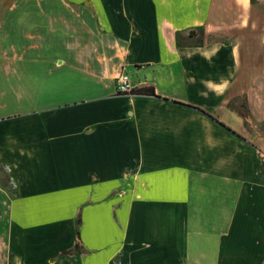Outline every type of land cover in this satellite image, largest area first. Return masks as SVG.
Returning <instances> with one entry per match:
<instances>
[{
  "label": "crops",
  "instance_id": "obj_1",
  "mask_svg": "<svg viewBox=\"0 0 264 264\" xmlns=\"http://www.w3.org/2000/svg\"><path fill=\"white\" fill-rule=\"evenodd\" d=\"M251 13L0 0L4 264H264V151L229 108L264 70L243 81ZM120 72L155 96L118 95Z\"/></svg>",
  "mask_w": 264,
  "mask_h": 264
},
{
  "label": "rangeland",
  "instance_id": "obj_2",
  "mask_svg": "<svg viewBox=\"0 0 264 264\" xmlns=\"http://www.w3.org/2000/svg\"><path fill=\"white\" fill-rule=\"evenodd\" d=\"M251 10L249 23L245 25V20H243L239 60L242 65V73L246 74L243 81L248 84H255L256 75L264 68V0H252ZM3 15L4 9L2 5L1 16ZM262 71V74L258 75L259 82L252 88L244 87L243 90L248 91L247 95L242 94L235 98L230 103L229 108L234 110L242 119V124L239 128L242 136L238 133L237 135L243 141H247L264 151V70ZM249 104L253 115H250ZM263 156L264 152H262V158L264 159ZM3 254L0 241V264H4Z\"/></svg>",
  "mask_w": 264,
  "mask_h": 264
},
{
  "label": "built area",
  "instance_id": "obj_3",
  "mask_svg": "<svg viewBox=\"0 0 264 264\" xmlns=\"http://www.w3.org/2000/svg\"><path fill=\"white\" fill-rule=\"evenodd\" d=\"M115 89L116 93L121 96H134L132 93L136 90L128 75L124 72H120L116 76Z\"/></svg>",
  "mask_w": 264,
  "mask_h": 264
},
{
  "label": "trees",
  "instance_id": "obj_4",
  "mask_svg": "<svg viewBox=\"0 0 264 264\" xmlns=\"http://www.w3.org/2000/svg\"><path fill=\"white\" fill-rule=\"evenodd\" d=\"M252 3V0H250V4ZM134 96H136V95H146V96H155L154 95V93L152 92V90H146V89H141V90H138V89H136L135 91H133V93H132ZM197 111H200V112H202L204 115H206V116H208L210 119H212V120H214L211 116H209V115H207L205 112H203L202 110H200V109H197V108H195ZM217 122V121H216ZM218 123V122H217ZM220 125H222L221 123H220ZM222 126H224V125H222ZM227 130H229V129H227ZM230 131V130H229ZM233 134H235L234 132H232ZM236 135V134H235ZM237 137H239L238 135H236Z\"/></svg>",
  "mask_w": 264,
  "mask_h": 264
}]
</instances>
